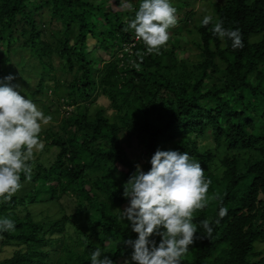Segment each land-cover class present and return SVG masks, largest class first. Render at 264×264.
Listing matches in <instances>:
<instances>
[{
	"label": "trees",
	"instance_id": "obj_1",
	"mask_svg": "<svg viewBox=\"0 0 264 264\" xmlns=\"http://www.w3.org/2000/svg\"><path fill=\"white\" fill-rule=\"evenodd\" d=\"M141 2L0 0V82L18 74L12 59L20 50L39 78L24 96L52 117L42 125L31 180L22 174V188L0 198V218L15 222L14 231L0 230V252H13L0 264H91L97 248L114 264H136L124 243L138 234L122 219L130 203L123 186L137 165L150 170L157 149L189 153L211 180L208 206L194 213L197 238L180 264H264V0H200L201 11L170 0L177 24L142 62L136 53L146 46L124 31ZM205 15L213 16L206 27ZM217 19L239 29L242 49L213 35ZM64 194L73 196V212L60 205L56 217ZM220 207L228 209L222 219Z\"/></svg>",
	"mask_w": 264,
	"mask_h": 264
},
{
	"label": "clouds",
	"instance_id": "obj_2",
	"mask_svg": "<svg viewBox=\"0 0 264 264\" xmlns=\"http://www.w3.org/2000/svg\"><path fill=\"white\" fill-rule=\"evenodd\" d=\"M121 5L131 7L128 0H121ZM212 22L213 16L205 15L202 25L206 27ZM176 24L177 9L170 0H142L124 31L134 30L136 39L146 46V52L136 53L142 62L146 54L159 53L170 38L168 30ZM212 33L221 40L230 39L233 49L244 47L239 29H226L222 20L215 21ZM133 66L140 70V64L133 62ZM5 79L10 82L14 77L9 75ZM18 87L0 82V198L5 200H10L22 188V174L31 180L30 161L35 150L43 148L42 125L52 119L22 95ZM150 163L147 172L137 165L136 173L123 186V195L130 203L123 210L122 219L130 221L132 230L138 234L137 239L124 243L134 249L131 259L136 264H180L181 257L197 238L194 213L208 206L211 180L205 178L200 162L187 152L157 149ZM211 199H219L218 194ZM227 212L226 207H220L219 217L222 219ZM215 223L219 224V219ZM201 225L207 237H211L210 221L205 219ZM14 229L13 220L0 218V230ZM152 236L162 238L158 245L150 239ZM101 256L97 248L91 254V264H114L109 257L102 259Z\"/></svg>",
	"mask_w": 264,
	"mask_h": 264
},
{
	"label": "rangeland",
	"instance_id": "obj_3",
	"mask_svg": "<svg viewBox=\"0 0 264 264\" xmlns=\"http://www.w3.org/2000/svg\"><path fill=\"white\" fill-rule=\"evenodd\" d=\"M185 1L191 2L193 4L195 10L201 11V9H202L201 8V3L202 2L199 3L200 0H185ZM43 20L44 21L48 20V17H46V15H44L43 16ZM56 26H57V24H54L51 27L49 26L48 27L49 33H51V31H53V30H56L57 29ZM18 52L19 53L16 54V55H14L13 56V59H12L13 63L16 64V66H17L16 67V70H17L18 74H15V73L13 74L14 79H13V81H12L11 84L18 85L19 87L17 88V90L20 91V93L22 95H24V94L26 95L27 92H32V91H35L37 89V84L39 82V78L34 74V71L31 68V63L27 60V57L25 55H23L22 52H20V50ZM189 55H190V53L186 52L183 55V57L187 58ZM22 61L24 62V65L26 67H23L22 68ZM54 65H57V62H55ZM9 66H10V64L7 65V67H9ZM19 73L25 75V77H26L25 80L26 81H22L21 80V78H20L21 75ZM57 73L59 74V76L63 75L60 71L57 72ZM64 78H68V76L65 75ZM52 96L53 95L51 94V91H49L47 93V95L44 96L43 94H41V95H39L37 97L42 98V99H47L48 97H52ZM35 104L37 105L38 109L43 112V109H42L40 103L39 104L38 103H35ZM96 107H97V105H92L91 106L90 111H91L92 114L95 112ZM64 108L65 107H62V110ZM63 113H64V110H63V112H61L60 117L57 120H55L53 124L58 125L62 121ZM132 144H134V143H132ZM132 149H135V151H136V146L134 145L132 147ZM35 151L36 152L37 151L39 152L40 149H37ZM46 156H47V154H46ZM219 172H220V170H219ZM60 205H62L64 207V209H65L64 210V213H66V215H71L72 212H73V206L75 205V200H74L73 196H70L68 194H64L63 197H62V199L59 201V203H54L55 210L53 209V212H55V216L56 217H59L61 215V213L63 214V211L61 210ZM48 213H50V212H48ZM44 215H45V213L43 214V216ZM42 219L45 220L46 218H42ZM82 222H83V220L81 221V223ZM12 253H11L10 249L8 251H5L4 250L3 252L1 250V252H0V258H5L7 256H10V255H12Z\"/></svg>",
	"mask_w": 264,
	"mask_h": 264
},
{
	"label": "built area",
	"instance_id": "obj_4",
	"mask_svg": "<svg viewBox=\"0 0 264 264\" xmlns=\"http://www.w3.org/2000/svg\"><path fill=\"white\" fill-rule=\"evenodd\" d=\"M133 46V45H132Z\"/></svg>",
	"mask_w": 264,
	"mask_h": 264
}]
</instances>
